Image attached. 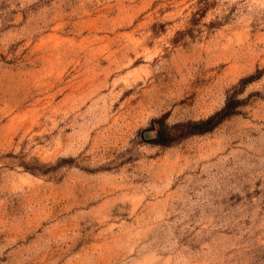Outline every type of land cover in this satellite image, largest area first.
Instances as JSON below:
<instances>
[{"label": "rangeland", "instance_id": "374dc122", "mask_svg": "<svg viewBox=\"0 0 264 264\" xmlns=\"http://www.w3.org/2000/svg\"><path fill=\"white\" fill-rule=\"evenodd\" d=\"M0 264H264V0H0Z\"/></svg>", "mask_w": 264, "mask_h": 264}, {"label": "trees", "instance_id": "16d2710c", "mask_svg": "<svg viewBox=\"0 0 264 264\" xmlns=\"http://www.w3.org/2000/svg\"><path fill=\"white\" fill-rule=\"evenodd\" d=\"M233 113L234 112H233L232 106L230 104H227V106L222 111L217 113L216 115L211 116L207 120H202V121H198V122L194 123L196 126H200L201 128H199V129H190V130L186 131V133H184V134H186V135L187 134H196V133H202V132L209 131L214 126H216L219 122H221V120H223L224 118L230 116ZM170 143H171V141L163 142L162 144L167 145V144H170Z\"/></svg>", "mask_w": 264, "mask_h": 264}]
</instances>
